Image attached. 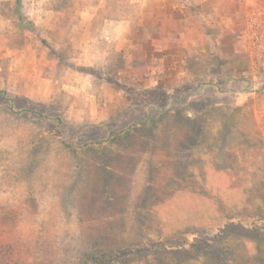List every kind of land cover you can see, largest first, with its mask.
I'll return each mask as SVG.
<instances>
[{"label":"rangeland","instance_id":"rangeland-1","mask_svg":"<svg viewBox=\"0 0 264 264\" xmlns=\"http://www.w3.org/2000/svg\"><path fill=\"white\" fill-rule=\"evenodd\" d=\"M1 256L264 264V0H0Z\"/></svg>","mask_w":264,"mask_h":264},{"label":"trees","instance_id":"trees-1","mask_svg":"<svg viewBox=\"0 0 264 264\" xmlns=\"http://www.w3.org/2000/svg\"><path fill=\"white\" fill-rule=\"evenodd\" d=\"M31 260H33V261L35 260V261L39 262V259L37 260V258H35V257L33 259H31ZM0 264H8L6 262V260L4 259V256L0 257ZM20 264H25V258L21 260ZM37 264H42V263H37ZM112 264H123V262L122 261H120V262L115 261V263H112Z\"/></svg>","mask_w":264,"mask_h":264}]
</instances>
